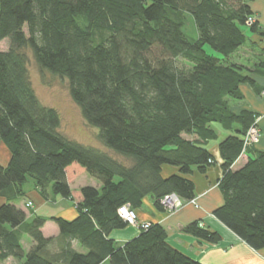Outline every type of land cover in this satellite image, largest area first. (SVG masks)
Listing matches in <instances>:
<instances>
[{"label": "trees", "instance_id": "trees-1", "mask_svg": "<svg viewBox=\"0 0 264 264\" xmlns=\"http://www.w3.org/2000/svg\"><path fill=\"white\" fill-rule=\"evenodd\" d=\"M189 17L195 39L185 32ZM253 17L243 0H0V44L8 43L0 51V143L10 154L0 163V264H202L171 247L158 224L123 246L110 236L129 227L122 206L138 212L150 197L165 212L167 196L195 199L188 176L214 163L204 146L217 139L215 124L239 129L220 144L224 204L214 216L264 250V152L233 169L251 148L244 137L257 118L230 107L252 83L231 59L249 31H260L257 21L248 24ZM31 57L42 75L68 81L105 149L63 134L60 114L35 92ZM165 166L179 173L164 177ZM84 174L100 187L74 190ZM30 182L45 201L74 202L76 219L39 216L29 202L28 212L20 208ZM49 221L57 237L44 235ZM184 232L221 241L199 223Z\"/></svg>", "mask_w": 264, "mask_h": 264}, {"label": "crops", "instance_id": "crops-1", "mask_svg": "<svg viewBox=\"0 0 264 264\" xmlns=\"http://www.w3.org/2000/svg\"><path fill=\"white\" fill-rule=\"evenodd\" d=\"M243 1L251 7L253 16L260 25V31L255 33L249 31L247 33L249 42L235 53L231 59L232 63L245 69L252 83L242 86L243 100L230 101V107L232 112L237 115L243 112L253 114L257 118L256 124L261 136L259 141L235 163L234 170L242 168L250 157H256L264 152V0ZM214 129L218 135L217 139L209 141L204 146L213 155L214 163L207 169L206 173L201 174L194 170L188 176L195 185V199L199 207L185 203V206L177 212L168 210L159 212L154 207L153 199L149 197L145 199L143 208L138 210V217L142 222L161 225L167 232V242L171 247L202 264H264V250L256 251L252 249L214 216V212L224 204V196L219 187L223 176V159L220 154V144L228 137L235 135L239 127L236 126L232 130H227L221 125L215 124ZM185 138L187 140L194 139L187 136ZM0 146L3 151L2 159L0 156V163L3 166H7L10 160L9 151L2 143ZM178 173L179 170L177 168L163 167L164 177ZM92 186L100 187L99 184ZM82 187L84 186L74 190H79ZM27 193V200L19 204L20 208L26 212L28 210L26 203L33 201L34 211L37 212L35 208L37 206L40 207L39 212H37L39 216L63 218L68 221H73L78 216L76 204L70 200L57 197L52 201H45L41 199L38 191L33 186L29 191L27 190ZM2 203L4 201L0 200V205ZM29 219H31V216ZM49 223L51 222H47L43 228L44 235L47 238L57 237L59 235L58 226L52 223L54 225L52 228L54 233L49 234L47 232L50 227L48 226ZM193 223L203 224L206 228L218 232L221 236V241L212 244L186 234L184 228ZM140 234L141 231L139 229L128 227L123 230L113 231L110 238L123 246L128 241L140 236Z\"/></svg>", "mask_w": 264, "mask_h": 264}, {"label": "rangeland", "instance_id": "rangeland-1", "mask_svg": "<svg viewBox=\"0 0 264 264\" xmlns=\"http://www.w3.org/2000/svg\"><path fill=\"white\" fill-rule=\"evenodd\" d=\"M185 32L189 37L193 39L196 38L195 36L196 28L193 23L192 17H189V23L185 28ZM7 49H8V43L2 42L0 44V51H6ZM179 64L183 66V60H180ZM30 74L33 82V87L41 103L47 107L56 109L60 114L62 120L61 131L63 132V134L67 136L69 139L73 141H77L80 144L93 146L99 149H105L99 139V130L92 127L86 121L81 108L73 101L70 95L68 81L53 76L49 73H45L44 75H42L37 64L35 63L32 57L30 60ZM2 154L3 151L0 146L1 159H2ZM75 181H74L75 183L73 182L74 184L72 185L73 189H78L80 186L85 187L88 185L98 184L96 180H94L87 174H85L84 176H80ZM32 186L33 183L30 182L29 184H27L26 189L29 191V189ZM41 199L43 198L41 197ZM29 202L32 203V208L34 209V202L33 201H29ZM35 209L37 210V212H39L40 207L37 206V208ZM49 222L51 223H49L48 225L50 227L48 228L47 232L49 234H53L54 232L52 228L54 227L53 225L54 222L52 221ZM23 245L24 248L28 251V249L31 246V240L28 237H25ZM4 264H17V263L13 259H11L5 262Z\"/></svg>", "mask_w": 264, "mask_h": 264}, {"label": "built area", "instance_id": "built-area-1", "mask_svg": "<svg viewBox=\"0 0 264 264\" xmlns=\"http://www.w3.org/2000/svg\"><path fill=\"white\" fill-rule=\"evenodd\" d=\"M256 21V18H250L248 24L252 25ZM260 136V130L257 124H255L248 130L246 136L244 137L245 150L249 147H252V145L256 144L259 141ZM188 204H192L197 208L199 207L196 199L188 202ZM163 205L168 211L177 212L185 206V202H183L176 195H170L164 198ZM28 207H32L31 202L28 203ZM119 215L129 227H135L140 231L147 230L150 227V223L140 221L137 211L133 210L129 205L122 206L119 209Z\"/></svg>", "mask_w": 264, "mask_h": 264}]
</instances>
